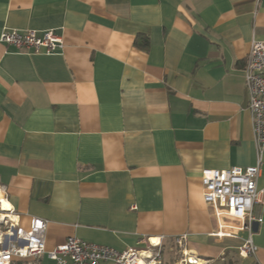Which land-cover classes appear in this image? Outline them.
Here are the masks:
<instances>
[{
	"label": "crops",
	"instance_id": "1",
	"mask_svg": "<svg viewBox=\"0 0 264 264\" xmlns=\"http://www.w3.org/2000/svg\"><path fill=\"white\" fill-rule=\"evenodd\" d=\"M5 29L64 38L54 54L0 42V193L21 226L45 219L48 248L161 239L167 261L187 234L205 264H264V196L242 257L246 232L217 234L202 184L256 163L244 67L264 0H0Z\"/></svg>",
	"mask_w": 264,
	"mask_h": 264
},
{
	"label": "built area",
	"instance_id": "2",
	"mask_svg": "<svg viewBox=\"0 0 264 264\" xmlns=\"http://www.w3.org/2000/svg\"><path fill=\"white\" fill-rule=\"evenodd\" d=\"M0 42L35 54H54L64 47V38L55 29L42 32L34 29H5ZM244 77L249 93L248 108L254 122L257 160L254 165L232 166L227 169L206 168L202 171L203 198L214 207L219 222L217 234L238 236L246 232L238 246L239 255H254L258 246L254 234L263 217L255 206L264 196V188H258L264 154V40L253 39L246 58ZM8 215L7 218L4 216ZM14 210H0V264H166L161 239L148 238L145 246L118 250L114 247L69 236L63 243L48 248L46 230L48 222L32 217L29 228L20 225ZM236 220L238 223H232ZM188 235L175 238L174 258L179 264L205 262L187 247ZM48 263H45V261ZM178 262V261H177Z\"/></svg>",
	"mask_w": 264,
	"mask_h": 264
},
{
	"label": "bare ground",
	"instance_id": "3",
	"mask_svg": "<svg viewBox=\"0 0 264 264\" xmlns=\"http://www.w3.org/2000/svg\"><path fill=\"white\" fill-rule=\"evenodd\" d=\"M0 195H2V194L0 193ZM6 205H7V207H6ZM11 209H12L11 204H10V203H9L4 197H3V195L0 196V210L9 211V210H11ZM4 217L7 218L8 215H5ZM154 241L156 242L157 239H154ZM196 264H201V263H200V261H199V262L196 263Z\"/></svg>",
	"mask_w": 264,
	"mask_h": 264
},
{
	"label": "trees",
	"instance_id": "4",
	"mask_svg": "<svg viewBox=\"0 0 264 264\" xmlns=\"http://www.w3.org/2000/svg\"><path fill=\"white\" fill-rule=\"evenodd\" d=\"M143 38H145V42H146V44H147V42H148V37H142V36H138L137 37V39H136V43H138V44H140V40L141 39H143ZM145 43H144V45H146ZM173 257H171L168 261H166V264H174L175 263V261H173Z\"/></svg>",
	"mask_w": 264,
	"mask_h": 264
},
{
	"label": "rangeland",
	"instance_id": "5",
	"mask_svg": "<svg viewBox=\"0 0 264 264\" xmlns=\"http://www.w3.org/2000/svg\"><path fill=\"white\" fill-rule=\"evenodd\" d=\"M171 256L174 258V254H173V255H167V258L169 259V257H171ZM179 259H180V256L177 257V259H173V261H175L174 264H179ZM177 261H178V262H177Z\"/></svg>",
	"mask_w": 264,
	"mask_h": 264
},
{
	"label": "snow or ice",
	"instance_id": "6",
	"mask_svg": "<svg viewBox=\"0 0 264 264\" xmlns=\"http://www.w3.org/2000/svg\"><path fill=\"white\" fill-rule=\"evenodd\" d=\"M6 207H7V205H6Z\"/></svg>",
	"mask_w": 264,
	"mask_h": 264
}]
</instances>
